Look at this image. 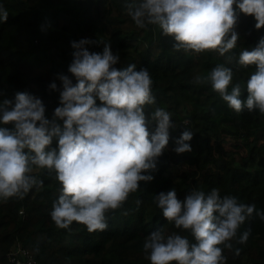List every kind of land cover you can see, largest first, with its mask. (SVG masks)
Here are the masks:
<instances>
[{"label": "clouds", "instance_id": "clouds-1", "mask_svg": "<svg viewBox=\"0 0 264 264\" xmlns=\"http://www.w3.org/2000/svg\"><path fill=\"white\" fill-rule=\"evenodd\" d=\"M125 8L137 27L156 26L172 37L176 51L229 53L239 38L234 31L237 10L253 16L256 29L264 26V0H128ZM7 18L8 11L0 6V22ZM92 43L87 38L71 42L68 72L76 82L60 74L59 89L55 82L48 85L59 91L51 119L41 99L26 92L0 102V125H12L0 126V201L23 199L34 186H42L33 172L46 169L61 186L50 212L55 226L69 229L77 222L89 233L107 229L106 213L121 208L140 182L153 179L149 173L156 170L174 127L164 108L145 112V106L156 102L148 70H135V64L117 68L119 57L110 44L95 53L87 47ZM237 63L256 69L246 82L245 100L240 98L241 85L232 84V69L224 64L207 76L197 75L195 83H210L236 113L247 109L264 115V37L255 48L242 50ZM184 129L174 141L177 154L192 151L188 142L193 133ZM54 138L57 145L50 147ZM155 202L163 217L194 242L163 228L152 231L143 242L150 264H226L224 249L232 250L233 241L246 243L251 233L247 229L237 239L241 225L254 213L264 220L255 204L221 196L217 188L207 193L194 189L183 200L172 189L156 195ZM239 253L235 248L234 254Z\"/></svg>", "mask_w": 264, "mask_h": 264}, {"label": "trees", "instance_id": "trees-1", "mask_svg": "<svg viewBox=\"0 0 264 264\" xmlns=\"http://www.w3.org/2000/svg\"><path fill=\"white\" fill-rule=\"evenodd\" d=\"M126 2L0 0L8 11L7 20L0 22V102L26 92L41 99L45 116L51 119L59 106V91L48 85L55 82L59 89L60 74L75 84L68 72L74 51L71 42L87 38L94 42L87 46L90 52L102 53L109 43L119 57L117 68L135 64V70L147 69L156 102L145 106V112L150 115L164 108L174 123L168 148L158 157L156 170L149 173L153 179L140 182L121 208L106 213L104 231L89 233L77 222L69 229L57 228L50 212L61 186L54 173L34 169L42 186H34L23 199L0 201V264H14L8 253L16 247L28 250L37 264H150L143 242L152 231L163 228L194 242L187 231L163 217L155 202L156 195L172 189L183 200L194 189L207 193L217 188L221 196H235L239 203L255 204L257 211L264 212V115L245 109L247 120L244 110L236 113L229 108L210 83H195L197 75L207 76L216 65L224 64L232 69V84L241 85L240 98L245 100L246 82L256 69L255 65L240 66L237 60L242 50L255 48L264 37V26L256 29L255 18L237 10L234 31L239 38L229 53L176 51L173 38L162 35L158 27H137L127 14ZM39 59L47 61L46 73L37 71ZM184 128L193 133L188 142L192 151L177 154L174 141ZM223 134L242 139L246 153L226 149ZM56 145L54 138L50 147ZM179 163L192 167L178 172L175 166ZM247 229L251 233L246 243L233 241L232 250L224 249L226 264H264V220L254 213L241 225L237 239ZM235 248L240 249L238 256Z\"/></svg>", "mask_w": 264, "mask_h": 264}, {"label": "rangeland", "instance_id": "rangeland-1", "mask_svg": "<svg viewBox=\"0 0 264 264\" xmlns=\"http://www.w3.org/2000/svg\"><path fill=\"white\" fill-rule=\"evenodd\" d=\"M36 69L38 72H41V73H46L47 72V69H48V65H47V61L45 59H39L37 62H36ZM244 115L245 117L247 118V120L250 119V117H248L246 115V111L244 110ZM223 137L225 138V142H224V146L226 149H235L237 150L238 152H240L241 154H245L246 153V149L243 145V142H242V139L240 138H232L230 136H227L226 134H223ZM168 148V147H166ZM177 171L180 172L182 171L184 168H190L192 166L190 165H187L186 163H179L178 165L175 166ZM35 169V168H34ZM208 170H205L204 172H207ZM204 172H201L204 173Z\"/></svg>", "mask_w": 264, "mask_h": 264}, {"label": "built area", "instance_id": "built-area-1", "mask_svg": "<svg viewBox=\"0 0 264 264\" xmlns=\"http://www.w3.org/2000/svg\"><path fill=\"white\" fill-rule=\"evenodd\" d=\"M8 255L10 261H12L14 264H37L36 260L29 253V251L22 247H16V249H12Z\"/></svg>", "mask_w": 264, "mask_h": 264}]
</instances>
